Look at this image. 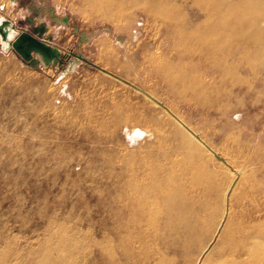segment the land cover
<instances>
[{
	"label": "rangeland",
	"instance_id": "rangeland-1",
	"mask_svg": "<svg viewBox=\"0 0 264 264\" xmlns=\"http://www.w3.org/2000/svg\"><path fill=\"white\" fill-rule=\"evenodd\" d=\"M0 18L62 54L0 41V264H210L221 219L264 264V0H0Z\"/></svg>",
	"mask_w": 264,
	"mask_h": 264
},
{
	"label": "bare ground",
	"instance_id": "bare-ground-1",
	"mask_svg": "<svg viewBox=\"0 0 264 264\" xmlns=\"http://www.w3.org/2000/svg\"><path fill=\"white\" fill-rule=\"evenodd\" d=\"M1 22L2 20H0V25ZM4 30H6V28H4ZM12 36L13 34L9 32L8 37L11 38ZM0 41H1V36H0ZM1 43L3 44V47L5 49L9 48L8 43L6 41H1ZM144 206L148 208L146 203ZM212 238L216 239V245L210 251V254L215 259L210 264H259L260 250H259V246L257 247V242L254 241L253 238L246 239L243 237L229 244L228 241L231 238V235L228 232L226 226L224 225L222 219L219 221L218 225L216 226ZM206 262H207L206 259L202 260V264H205Z\"/></svg>",
	"mask_w": 264,
	"mask_h": 264
},
{
	"label": "water",
	"instance_id": "water-1",
	"mask_svg": "<svg viewBox=\"0 0 264 264\" xmlns=\"http://www.w3.org/2000/svg\"><path fill=\"white\" fill-rule=\"evenodd\" d=\"M0 20H2L0 25L1 41H6L9 47L5 49L1 43L5 51H15L25 62L31 61L33 55H36L44 66H60L62 64V54L59 49L39 41L28 33L17 31L14 24L4 18H0ZM9 32L13 34L11 38L8 37Z\"/></svg>",
	"mask_w": 264,
	"mask_h": 264
},
{
	"label": "clouds",
	"instance_id": "clouds-1",
	"mask_svg": "<svg viewBox=\"0 0 264 264\" xmlns=\"http://www.w3.org/2000/svg\"><path fill=\"white\" fill-rule=\"evenodd\" d=\"M147 133H144V134H142V135H146Z\"/></svg>",
	"mask_w": 264,
	"mask_h": 264
}]
</instances>
